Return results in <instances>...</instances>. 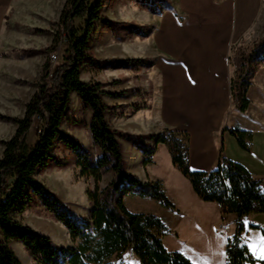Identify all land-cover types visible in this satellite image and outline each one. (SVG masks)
Instances as JSON below:
<instances>
[{"label": "trees", "instance_id": "16d2710c", "mask_svg": "<svg viewBox=\"0 0 264 264\" xmlns=\"http://www.w3.org/2000/svg\"><path fill=\"white\" fill-rule=\"evenodd\" d=\"M101 12V0L66 1L59 18L60 31L54 35L50 47L44 50L52 53L60 42H64L60 63L52 70L50 63L45 62L40 82L25 105L22 118L0 116L15 126L14 135L7 141H0L3 148L0 158V264H22L10 247L11 243L21 244L34 264H125L123 258L127 255L131 262L126 264H192L181 254L166 251L162 239L168 229L161 219L151 214L130 213L121 198H117V194H133L171 207L159 182H142L125 171L121 141L142 152L143 166L152 164L157 145L166 146L172 164L188 179L200 200L219 205L223 215L236 216L238 229L227 240L225 264L251 263L245 246L240 244L239 237L243 232L240 220L264 214V180L254 179L242 166L222 156L214 170L191 172L187 135L170 129L157 135H136L114 130L107 124V107L102 98L111 94L103 91L100 83H86L80 79V70L85 66L101 68L118 62L97 60L91 53L89 37L96 24L112 26ZM76 20L82 21V28H74ZM263 50L264 38L253 44L245 58L243 52L231 81L232 101L241 113L248 107L246 92L250 86L247 77L250 64ZM73 93L91 113L90 137L99 151L95 160L60 130ZM35 121L38 123L37 140L30 146L26 138ZM229 133L242 150H249L250 134L240 130ZM143 140L153 141L154 147L147 146ZM56 142L75 155L79 175L94 181V190L86 193L91 204L87 220L80 219L34 177L37 171L60 164L51 152ZM106 174H111L112 178L99 189L98 184ZM34 199H38L50 216L68 231L72 242H78L75 247H59L46 235L13 217L23 200L32 204ZM250 226L260 230L264 239V227Z\"/></svg>", "mask_w": 264, "mask_h": 264}, {"label": "crops", "instance_id": "0c3cea01", "mask_svg": "<svg viewBox=\"0 0 264 264\" xmlns=\"http://www.w3.org/2000/svg\"><path fill=\"white\" fill-rule=\"evenodd\" d=\"M66 1L64 0L61 10L48 2L44 5L43 12L62 13ZM14 2L15 0H0V36L7 13L16 11L26 13L25 9L22 11L16 7L14 9ZM20 2L22 1L19 0ZM40 2L43 4V0H33L32 3L37 7V3L41 5ZM101 2L102 13H116L131 19V22H145L143 25L149 30L144 45L147 47L146 58L152 60L153 72L147 77L156 84V88L151 110L144 114V118L140 113L133 116L135 134L157 135L166 129H172L176 133L187 135L188 168L191 172L207 173L214 170L219 157L222 156L227 161L242 166L254 179L264 180V50L256 56L248 70L250 78V86L246 92L248 107L244 112L236 109L230 88L235 71L230 63L231 50L250 40L264 38V32L261 34V29H264L263 0H101ZM20 7L25 8L26 5L20 4ZM108 41L110 40L98 38L96 47L107 46ZM136 46L138 40L134 35L130 46L121 43L119 47H112L113 49L110 47L108 51L111 56H127L128 53L133 56ZM2 50L0 43V54ZM146 58L132 60L144 63L147 62ZM17 59L20 61V57ZM27 63L25 61V65ZM19 65L17 69L20 68ZM4 66V63L0 62V70H3ZM3 77L1 73L0 82ZM71 96L77 95L73 93L70 98ZM144 125L148 127L147 132L143 131ZM0 129L5 127L0 125ZM231 130L250 134L248 151L240 148L236 139L229 133ZM159 146L162 145H157L156 151ZM129 150L132 151L130 155L141 161L142 165V152L134 147ZM151 165L153 164L144 167L146 172ZM141 174L139 180L142 182H159L156 178H150L147 173L145 175L143 171ZM107 175L110 177V174ZM110 180L108 179L107 184ZM63 195L65 197L66 193ZM120 196L117 194V198ZM120 198L124 205L128 199L133 200L137 208L144 205L157 207L154 201L133 194ZM197 198L200 200L198 196ZM65 200L70 201V198ZM201 202L205 206L211 205L209 216L202 212L200 216L199 214L193 216L187 209L172 205L166 208L157 203L161 208L171 212L169 217L174 216L170 217L174 218L171 220L170 228L163 222L168 234L163 237L162 243L167 239L170 248L164 244L163 246L167 252L179 253L194 264L192 257L201 254L200 245L193 243L188 237L190 230L182 228L179 230V225L188 223L197 227L194 230L197 235L209 237L212 241L222 239L224 259L220 264H225L228 238L219 231L220 209L214 203ZM139 209L137 210L139 212L127 210L134 214L146 213ZM224 216L230 217L232 224L237 221L234 214ZM242 220L244 233L247 223L249 226L264 227V214L250 215ZM180 241H183L181 245Z\"/></svg>", "mask_w": 264, "mask_h": 264}, {"label": "rangeland", "instance_id": "374dc122", "mask_svg": "<svg viewBox=\"0 0 264 264\" xmlns=\"http://www.w3.org/2000/svg\"><path fill=\"white\" fill-rule=\"evenodd\" d=\"M21 1L19 3V0H15L13 7L21 11L25 9L26 13H18L19 11L7 13L0 36V43L3 49L0 54V62L5 65V68L0 70V74L2 73L4 76L0 82V116L12 118L23 117L24 106L30 100L36 91L37 84L40 82L43 65L48 61L51 69H55L60 63L65 49L64 42H60L56 51L52 53L44 52V50L50 47L54 35L60 31L58 25L60 13L43 12L45 9L44 5L48 2L61 10L64 0H43V4L42 2H40L41 5L37 3V7H34L33 0ZM20 4L26 5V7L22 8ZM14 9L12 8L11 10L13 11ZM262 13H264V0ZM102 15L112 23V29L116 30L113 31L109 29L110 26L105 27L102 26L103 24L97 23L94 32L89 37L91 53L97 60H116L118 62L101 68L83 67L80 70V79L86 83H100L103 85V91L111 94V96L106 95L102 98L104 105L107 107L105 114L107 124L114 130L135 134L133 116L140 113L144 118V114L151 110L156 88V84L147 77L150 72H153L152 60L151 58H146L147 47L144 45L149 30L147 26L143 25L145 22H131V19L121 17L116 13H102ZM82 27V21L76 20L74 22V28L79 29ZM263 32L264 29H261V34ZM134 35H136V39L138 40V46L135 47L133 56H131V53H128L127 56H111L108 51L110 47H119L121 43L130 46ZM98 38H103V40L109 39L110 41H108L107 46L97 48L96 41ZM260 40L262 39L250 40L236 46L238 48L235 47L236 49L231 50L230 63L235 70L233 79L240 64L241 54L244 52L245 58L252 50L253 44ZM52 54L56 56V61H51L50 56ZM18 57H20V61L17 59ZM132 58H146L147 62L140 63L138 60H132ZM25 61L28 62L26 65ZM18 65L20 66L18 69L21 71L17 69ZM247 77L249 78V75ZM90 117L91 113L83 108L80 99L77 96H71L67 116L60 130L88 151L92 159L95 160L99 155V151L93 145L90 137ZM0 125L5 127V129H0V141L9 140L15 132L13 124L7 123L0 118ZM142 128L144 129L143 131H148L147 125H144ZM154 131L156 132L157 129H154ZM37 134L38 123L35 121L27 136V141L30 145H34L36 142ZM142 142L149 147H154L153 141L143 140ZM120 143L122 145L124 168L127 173L135 175L139 179V176L142 175L141 171H143L150 178H156L160 182L166 199L172 206L187 209L190 215L193 216L197 214L200 216V212L206 213L208 216L210 215L211 205L206 204L205 206L197 198L188 179L172 164L166 146L162 145L158 147L153 158V165L149 166L146 172L145 166L142 167L141 165V161L130 155L132 151L129 149L132 146L125 141H121ZM2 152L3 148L0 145V158L2 157ZM51 152L52 156L60 164H51L47 169L37 171L34 175L35 179L55 194L63 203L68 205L80 219L87 220L91 204L86 193L87 191L94 190L95 184L93 179L79 175L75 155L62 143L56 142ZM106 175L103 176L105 178L98 184L99 189L105 187L108 179L112 178L111 174L110 177ZM63 193H66L65 197ZM65 198H70V201H66ZM154 203L157 207L144 205L143 207H139V209L133 200H125V206L130 212L132 210L133 212H139L137 211L138 209L142 210L146 212L145 214L158 217L170 228L172 224L171 220L174 219L170 217L174 216L169 217L171 212L161 208L157 202L154 201ZM220 212L221 226L219 231L224 236L226 235L225 237L231 239L238 229V222L236 221L232 224L230 222L231 218L225 217L221 209ZM13 217L21 224L46 235L59 247L69 248L75 247L78 244L77 241H71L68 231L50 216L38 199H34V203L32 204H29L27 200H23L18 205ZM240 221L243 225V220L241 219ZM224 226H228L229 230L224 231ZM181 228L190 230L191 232L188 237L191 238L193 243L200 245L201 254L192 257V260L195 262L194 264L221 263L224 259L221 238L212 241L209 237L197 235L194 231L197 227L191 226L188 223L179 225V230ZM243 233L239 237L240 244L245 246L252 260L251 263L248 262L247 264H264V239L260 230L251 228L247 223L244 235ZM181 243L183 241H180V245ZM163 244L167 248H170L167 239L164 240ZM10 247L22 264H34L21 244L11 243ZM132 258L134 261L136 260L133 256ZM123 261L125 264L131 262L128 255L123 258Z\"/></svg>", "mask_w": 264, "mask_h": 264}, {"label": "built area", "instance_id": "2783aa9c", "mask_svg": "<svg viewBox=\"0 0 264 264\" xmlns=\"http://www.w3.org/2000/svg\"><path fill=\"white\" fill-rule=\"evenodd\" d=\"M50 59H51V61H56V56H55L54 54H52V55L50 56ZM217 207L220 209V206H219V205H217ZM223 230H224V231H228V230H229V227H228V226H224V227H223Z\"/></svg>", "mask_w": 264, "mask_h": 264}]
</instances>
